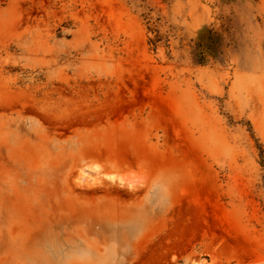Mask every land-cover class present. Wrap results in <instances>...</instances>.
Here are the masks:
<instances>
[{"label":"rangeland","instance_id":"obj_1","mask_svg":"<svg viewBox=\"0 0 264 264\" xmlns=\"http://www.w3.org/2000/svg\"><path fill=\"white\" fill-rule=\"evenodd\" d=\"M189 237L264 264V0H0V264Z\"/></svg>","mask_w":264,"mask_h":264},{"label":"bare ground","instance_id":"obj_2","mask_svg":"<svg viewBox=\"0 0 264 264\" xmlns=\"http://www.w3.org/2000/svg\"><path fill=\"white\" fill-rule=\"evenodd\" d=\"M128 104H122L120 107L117 108L118 109H123L127 106ZM101 113H97V115H100ZM85 188H87L86 186H84ZM129 189H134V187L132 185H128ZM117 189V188H116ZM184 221L182 215H180L178 217V224ZM195 219H191L190 223H188L183 230L185 231H195V228L198 224L197 220L196 223ZM192 237V236H191ZM191 237L186 238V239H175L173 242H167V241H161L159 242L157 245H154L151 249L148 250L147 255H145V261L142 264H160L163 260H165L166 255L168 254V252L180 248L182 246H184L185 244H187L190 240ZM157 243V242H156Z\"/></svg>","mask_w":264,"mask_h":264},{"label":"flooded vegetation","instance_id":"obj_3","mask_svg":"<svg viewBox=\"0 0 264 264\" xmlns=\"http://www.w3.org/2000/svg\"><path fill=\"white\" fill-rule=\"evenodd\" d=\"M34 109V108H33ZM30 110L32 111L33 113H36V114H40V111L38 110ZM42 112V111H41ZM49 129L52 131V132H56V133H62V134H67V133H70L71 131H73V128L72 126H69L67 124H64L63 126H58V130H55V126L52 125V126H49Z\"/></svg>","mask_w":264,"mask_h":264}]
</instances>
